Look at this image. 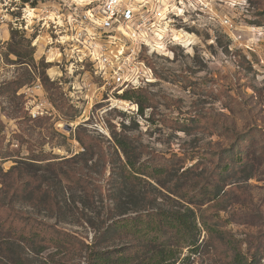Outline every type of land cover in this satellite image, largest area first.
Returning a JSON list of instances; mask_svg holds the SVG:
<instances>
[{
  "label": "rangeland",
  "instance_id": "374dc122",
  "mask_svg": "<svg viewBox=\"0 0 264 264\" xmlns=\"http://www.w3.org/2000/svg\"><path fill=\"white\" fill-rule=\"evenodd\" d=\"M89 3L0 0V173L16 166L19 181L33 179L10 207L90 245L121 213L183 211L227 166L207 213L264 264V252L252 248L264 250V0H146L150 22L129 26L135 42L115 34L112 44L90 24ZM131 48L138 88L118 92L100 58L115 64L118 50ZM128 91L134 98L124 100ZM115 140L130 145L136 166L163 173L119 185L125 156ZM45 188L60 211L50 209ZM206 239L202 231L198 252L183 250L176 264H223ZM23 249L26 264H87L84 248Z\"/></svg>",
  "mask_w": 264,
  "mask_h": 264
},
{
  "label": "trees",
  "instance_id": "16d2710c",
  "mask_svg": "<svg viewBox=\"0 0 264 264\" xmlns=\"http://www.w3.org/2000/svg\"><path fill=\"white\" fill-rule=\"evenodd\" d=\"M134 93V91L126 92L123 99H133ZM1 131L0 124V133ZM115 142L125 156V163L118 173L121 177L119 185L123 182L135 186L143 179H156L160 173H163L162 168H149L142 164L136 166L135 153L130 145L126 141L115 140ZM50 164L47 163L44 167H51L48 166ZM229 171L226 166L216 176L213 175V182L203 186L204 191L193 199L189 197L186 199L184 196L189 206L183 211L161 208L153 211L144 208L142 212H134V215L121 213L111 218L105 230L99 232L90 245H86L56 226L28 217L10 207L14 197L24 195L28 189L30 191L33 188L29 186L33 181L31 175L26 174L29 176L27 180L19 181L23 175L14 166L6 174L0 173L3 181L1 183L9 196L8 204L0 202V264H26L23 248L42 250L44 247L56 251L84 248L87 250V264H176L183 250L188 249L189 254L198 252L201 246L197 243L202 231L207 237L203 247L209 252L221 251L223 264H255L254 258L248 259L241 252L242 243L227 231L228 223L220 220L216 213L215 216L207 213L209 203H214L219 195V191L215 194L214 191L219 188L218 184L221 183L222 177L228 175ZM61 176L65 181H72L80 189L88 188L83 179L66 173H61ZM208 188L211 189L210 192ZM34 193L36 199L32 198V200L38 204L39 194ZM41 193L46 197L51 210L55 208L56 211H60L59 203L52 191L45 188ZM206 204L208 207L205 210L200 209ZM122 240H128L130 243L119 249L107 247V243ZM255 244L256 247L252 248L256 249L257 254H262L264 250L259 251L261 246H258V242Z\"/></svg>",
  "mask_w": 264,
  "mask_h": 264
},
{
  "label": "built area",
  "instance_id": "2783aa9c",
  "mask_svg": "<svg viewBox=\"0 0 264 264\" xmlns=\"http://www.w3.org/2000/svg\"><path fill=\"white\" fill-rule=\"evenodd\" d=\"M95 0H90V3L87 6H92L89 9L91 12L97 11L98 19L90 12L89 17L91 18L90 24L94 26L95 31L100 34V37H104L109 40L107 43L112 44L113 35L117 34L120 37L128 38L131 41L135 39V31H129V26L136 22L139 24V28L143 25L150 22L148 16L145 12V7L142 6L146 0H100L99 4H95ZM128 29V32L124 31ZM135 42V41H134ZM103 43V42H102ZM104 45V43L102 44ZM100 45V46H102ZM129 53L125 54L123 51L118 50L117 55L113 58V61H108L107 59L101 56V61L111 65V75L110 80L112 84L118 89V92L127 90V89H137L138 84L136 80L132 77V64L135 56V49L131 48L128 50ZM118 58H122L121 61H118ZM118 59V60H117Z\"/></svg>",
  "mask_w": 264,
  "mask_h": 264
}]
</instances>
